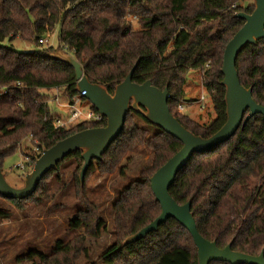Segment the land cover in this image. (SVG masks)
I'll list each match as a JSON object with an SVG mask.
<instances>
[{
  "label": "trees",
  "instance_id": "1",
  "mask_svg": "<svg viewBox=\"0 0 264 264\" xmlns=\"http://www.w3.org/2000/svg\"><path fill=\"white\" fill-rule=\"evenodd\" d=\"M243 1L0 0L1 167L27 136L31 135L38 148L34 154L23 150L28 166L29 158L34 165L44 148L107 122L83 121L67 128L55 127L53 121L58 114L51 112L44 90L65 87L66 100L78 93L74 68L50 56L56 48L40 40L57 27L60 47L75 56L91 82L103 84L113 93L115 85L136 65L134 81L151 79L161 89L169 86L173 115L194 134L212 136L228 118L226 88L221 84L224 49L245 22L235 13L254 9V3ZM130 14L139 17V28L127 21ZM6 38L34 42L36 47L20 51L2 44ZM236 68L241 84L252 85L254 99L264 106V38L241 50ZM197 70H205L203 85L211 115L208 121L179 110L189 74ZM125 120L123 130L101 160L91 163L86 180L96 172L106 177L123 174L128 168L125 163L139 147H144L149 162L138 178L118 192L115 189L111 203L115 241L86 264H197L194 238L175 218H169L146 237L121 246L124 238L161 213L150 176L182 147L179 139L135 109L126 114ZM83 164L81 151L69 153L56 169L43 176L32 195L11 200L19 210L41 201L47 196L50 177L61 179L64 168L74 166L71 177L76 199L83 207L71 224L85 230L86 237L75 236L66 244L58 241L52 254L40 255L41 264H79L83 256L89 257L88 237L102 236L106 219L90 198L87 181L83 185L80 182ZM170 193L179 204L193 200L198 231L207 239L216 241L219 247L231 242L232 249L260 254L264 250V116L255 114L214 150L194 154L177 174ZM11 214V210L0 209V218ZM210 264L230 263L218 260Z\"/></svg>",
  "mask_w": 264,
  "mask_h": 264
},
{
  "label": "water",
  "instance_id": "2",
  "mask_svg": "<svg viewBox=\"0 0 264 264\" xmlns=\"http://www.w3.org/2000/svg\"><path fill=\"white\" fill-rule=\"evenodd\" d=\"M252 12L239 11L236 18L244 19V25L236 31L224 49L223 79L221 84L226 88L227 121L210 137L196 135L185 127L170 110L169 86L164 89L154 85L151 79L143 83L133 80L136 65L120 83L115 85L111 93L108 87L90 81L83 72L81 63L63 49L54 50L50 56L66 62L74 68L78 92L95 106L106 117V124L85 128L58 141L50 148H44L31 171L25 173L23 185H12L0 165V196L10 200L23 199L32 195L43 178L50 170L56 169L69 153L81 151L84 164L79 179L83 185L88 169L93 160H101L103 154L116 140L125 126V117L132 109L142 113L153 125L174 135L182 142L178 152L170 157L156 172L150 176V185L157 201L161 203V213L152 223L141 228L121 241V246L136 242L150 232L159 229L169 218L177 219L192 234L198 249L197 264H210L212 261H226L230 264H264V250L260 254H248L232 249V243L219 247L214 240L207 239L199 233L196 218L192 212L193 200L179 204L171 195L170 188L177 174L183 169L192 156L214 150L229 140L241 124L247 123L255 114L264 116V106L253 97V86L241 84L236 62L241 50L247 44H256L264 38V0H253ZM189 99V98H187ZM249 110L246 118L245 113Z\"/></svg>",
  "mask_w": 264,
  "mask_h": 264
},
{
  "label": "rangeland",
  "instance_id": "3",
  "mask_svg": "<svg viewBox=\"0 0 264 264\" xmlns=\"http://www.w3.org/2000/svg\"><path fill=\"white\" fill-rule=\"evenodd\" d=\"M251 3H254L253 0L243 1V4ZM133 27L135 29L139 28V23L135 22ZM44 38L47 40L45 46L51 45L56 48L55 50L63 49L67 51V48L60 47L59 27L48 33ZM2 44L20 51H31L36 47L34 42L20 38L12 40L6 38L2 41ZM190 76V81L185 84L186 99L190 98L192 93H194V96H198L202 92L204 82L202 72L191 71ZM66 89L65 87H59L44 90L46 96H48V105L52 113L66 115L65 110L55 100V97L59 96L61 104H64ZM186 111L196 119L200 118L208 121L211 118L208 110L202 113L190 109ZM34 143L35 140L32 139L31 135L27 136L22 140L20 148L8 155L4 162L3 170L6 172L8 181L14 186L23 185L25 173L31 171L34 166L29 158L25 172L18 168L19 163L24 162V158L26 161L27 158L23 155V150L27 154H34L38 150ZM145 151L144 147H139L130 155L131 159L125 163L128 164V168L125 169L123 174L117 172L106 177L96 172L86 180L89 187V196L99 206L100 215L106 219V225L101 234L102 236L88 237L89 257L83 256L79 260V264H86L89 259L96 260L103 253V250L115 241V236L112 235L114 219L113 205H111L116 195L115 189L118 192L119 189L139 177L141 168L149 162L148 154ZM63 171L65 172L61 179H58L55 175L50 177L46 192L47 196L44 199L36 203H29L24 209H16L10 199L0 196V209L5 208L12 211L9 217L0 218V264H41L40 255L52 254L58 241L66 244L75 236L86 237L85 230L75 228L71 224V219L76 217L83 207L76 199V187L71 177L74 166H67Z\"/></svg>",
  "mask_w": 264,
  "mask_h": 264
},
{
  "label": "built area",
  "instance_id": "4",
  "mask_svg": "<svg viewBox=\"0 0 264 264\" xmlns=\"http://www.w3.org/2000/svg\"><path fill=\"white\" fill-rule=\"evenodd\" d=\"M138 20L139 17L135 14H130L127 16V21L132 23V25L135 22H139ZM40 40L44 44L47 41L45 39H40ZM210 62L211 61H208V63H206L205 65L206 68L209 67ZM202 74L205 75V70L202 71ZM55 100L59 105L62 106V108L66 112L65 116L57 113L58 116L53 121L56 128H67L83 121L100 122L106 119V117L100 111L95 110L92 107L90 101L86 99L83 96V94H80L79 92L75 94L71 100L64 101L65 102L64 104H61V100L59 96L55 97ZM208 107L209 104L207 101L206 92H202L198 96H195L194 98H190V99L181 98L179 104V110L181 112L190 109L191 111L195 110L197 111V113L198 112L202 113L207 111ZM26 161L24 158V162L19 163L18 168H20L22 172H25V169L27 167Z\"/></svg>",
  "mask_w": 264,
  "mask_h": 264
},
{
  "label": "crops",
  "instance_id": "5",
  "mask_svg": "<svg viewBox=\"0 0 264 264\" xmlns=\"http://www.w3.org/2000/svg\"><path fill=\"white\" fill-rule=\"evenodd\" d=\"M197 72H198V70H197ZM199 72H202V71H199ZM189 77H191L190 74H189ZM190 79H191V78H189V81H190ZM189 81H188V82H189ZM205 89H206L205 86L202 85V92H206ZM202 92H201V93H202ZM194 97H195V96H194V93H192L191 96H190V98H194ZM190 98H189V99H190Z\"/></svg>",
  "mask_w": 264,
  "mask_h": 264
}]
</instances>
